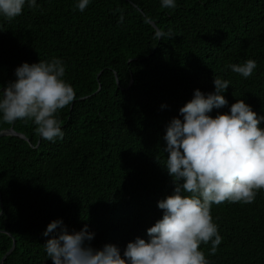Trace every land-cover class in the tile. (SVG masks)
I'll list each match as a JSON object with an SVG mask.
<instances>
[{
    "label": "trees",
    "instance_id": "1",
    "mask_svg": "<svg viewBox=\"0 0 264 264\" xmlns=\"http://www.w3.org/2000/svg\"><path fill=\"white\" fill-rule=\"evenodd\" d=\"M76 2L37 0L0 18V85L24 62L56 57L76 92L57 113L62 140H42L32 121H0V134L27 139H0V264H53L43 233L57 219L70 230L88 225L96 249L123 253L149 239L158 202L175 187L163 167L166 126L196 89L215 91V76L231 84L213 116L239 99L264 115V0H177L175 9L91 0L84 12ZM151 23L171 38L156 39ZM249 59L257 68L247 79L227 67ZM211 215L223 240L215 255L201 245L210 264H264V189L251 204H214Z\"/></svg>",
    "mask_w": 264,
    "mask_h": 264
},
{
    "label": "clouds",
    "instance_id": "2",
    "mask_svg": "<svg viewBox=\"0 0 264 264\" xmlns=\"http://www.w3.org/2000/svg\"><path fill=\"white\" fill-rule=\"evenodd\" d=\"M90 3L77 0L74 10L84 12ZM160 3L164 9L177 7V0ZM26 6L38 7L37 0H0V18L12 21ZM171 36V30L155 32L159 40ZM227 67L247 79L257 62L249 59ZM65 74L64 61L56 57L18 66L16 78L0 85V121H32L42 140H62L65 133L57 113L76 99ZM213 83L214 92L196 89L166 126L163 167L175 187L158 202L163 215L147 229L149 239L137 237L123 253L114 244L96 249L91 246L95 233L88 225L76 231L62 219L53 220L43 233L52 235L44 250L53 264H210L201 245L210 244L209 255H215L223 240L212 206L251 204L264 189V115L239 99L228 112L213 116L214 109L228 105L224 93L231 81L215 76Z\"/></svg>",
    "mask_w": 264,
    "mask_h": 264
},
{
    "label": "water",
    "instance_id": "3",
    "mask_svg": "<svg viewBox=\"0 0 264 264\" xmlns=\"http://www.w3.org/2000/svg\"><path fill=\"white\" fill-rule=\"evenodd\" d=\"M151 24H152V26H153L156 30H158L157 26H156L154 23H151ZM4 137H20V138H22V139H24V140H27L25 136H23V135H19V134L16 133L14 130H8V131H4V132H2V133L0 134V139H2V138H4ZM0 198H1V200H2V197H0ZM4 260H5V259H4ZM4 260H3V262H4ZM3 262H2V263H3Z\"/></svg>",
    "mask_w": 264,
    "mask_h": 264
}]
</instances>
